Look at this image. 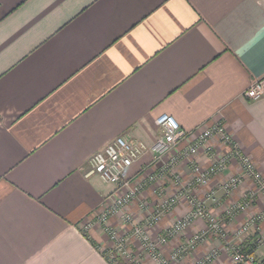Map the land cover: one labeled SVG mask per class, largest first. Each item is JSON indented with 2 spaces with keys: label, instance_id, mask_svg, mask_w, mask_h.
Wrapping results in <instances>:
<instances>
[{
  "label": "crops",
  "instance_id": "0c3cea01",
  "mask_svg": "<svg viewBox=\"0 0 264 264\" xmlns=\"http://www.w3.org/2000/svg\"><path fill=\"white\" fill-rule=\"evenodd\" d=\"M261 76L264 0H0V264H113L102 250L110 245L107 236L97 227L83 229L115 188L87 174L90 158L119 135L152 145L162 113L185 130L223 121L264 177V97L243 95ZM188 141L157 160L148 149L127 168L133 180L152 172L158 177L110 223L127 233L122 212L140 222L176 191L161 166ZM209 145L224 150L216 138ZM196 159L200 167L211 162L202 148ZM177 170L183 181L192 179L187 164ZM239 170L231 160L209 187ZM252 186L247 180L232 199ZM205 189L193 191L202 198ZM217 194L227 202L221 189ZM206 204L224 234L195 218L162 246L165 256L194 232L205 230L206 238L172 264H191L214 248L219 253L211 264H231L225 241L250 213L264 210L260 195L248 211L230 217L224 203ZM188 207L181 199L148 229L150 235ZM259 226L264 229V220ZM257 237L250 228L241 244L263 258Z\"/></svg>",
  "mask_w": 264,
  "mask_h": 264
},
{
  "label": "built area",
  "instance_id": "2783aa9c",
  "mask_svg": "<svg viewBox=\"0 0 264 264\" xmlns=\"http://www.w3.org/2000/svg\"><path fill=\"white\" fill-rule=\"evenodd\" d=\"M243 95L252 100L264 97V76L253 80L243 91ZM155 123L160 133L152 145H147L142 140H130L119 135L102 149L94 152L90 158V168L87 174L97 173L104 180L112 182L115 188L105 197V205L101 210L93 213L90 219L83 224V229L97 227L107 236L110 245L106 249V255L113 264L118 258L127 264H172V261L185 257L206 238L205 230L194 232L187 241L176 244L169 256H165L162 246L173 237L183 234L195 218H203L206 221L207 230L211 233L224 234L220 219L213 214L206 204L207 201L214 206L224 203L225 214L230 217L247 211L258 195L264 198V177L253 165L251 159L240 150L237 141L227 130L223 121L216 119L211 124L202 125L196 130H185L172 115L162 113L155 118ZM212 138H216L224 150L220 152L212 150L209 145ZM184 140L189 141L162 164L160 171V174L167 170L170 171L172 182L178 186L176 191L170 196H165L152 210H146L140 222L134 223L131 213L122 212L120 217L123 222H133L127 233L109 223L111 216L127 208L138 193L158 177V173L152 172L133 181L132 177L126 174L127 168L148 149L154 153V160H157ZM200 148L211 156L210 164L204 168L199 166L196 159V153ZM232 158L240 164V172L229 176L217 188H208L202 198L198 197L193 189L208 185L212 177L224 170ZM182 162L187 164L193 174L192 179L187 183L182 181L180 173L174 169L178 163ZM247 180L252 182L253 186L245 190L240 199L232 204L225 203L217 195V190L221 189L223 194L231 196L232 190L239 188ZM181 199L187 202L189 206L187 211L165 228L164 232L152 238L148 229L154 226L162 215L178 204ZM142 207H145L144 203ZM263 220L264 210L250 213L233 231L232 237L225 241L224 248L230 254L231 264H264V257L258 258L251 249L238 245L235 239L248 229L255 228L258 231L256 244H264V229L259 226ZM130 237L138 241L141 251H132L127 247ZM218 253L217 248L211 249L191 264H211ZM145 257L148 262H144Z\"/></svg>",
  "mask_w": 264,
  "mask_h": 264
},
{
  "label": "rangeland",
  "instance_id": "374dc122",
  "mask_svg": "<svg viewBox=\"0 0 264 264\" xmlns=\"http://www.w3.org/2000/svg\"><path fill=\"white\" fill-rule=\"evenodd\" d=\"M173 153H174V152H173ZM173 153H171V155H172ZM171 155H170V156H171ZM170 156H169V157H170ZM233 159L237 162V164L239 165V169H240L241 167H240V164L238 163V161H237L235 158H232L231 160H233ZM231 160L227 163L226 168H225L224 170H222L221 172H219L218 174H216V176H217V175H218V176H219V175H223V174L225 173V171H226V170L228 169V167H229V164H230ZM251 161H252V160H251ZM252 163H253V165L257 168V166L255 165V163H254L253 161H252ZM180 164H181V163H178V164L175 166L174 169H176V170H177V168L179 169V165H180ZM205 167H206V166H205ZM202 168H204V167H202ZM257 169H258V168H257ZM258 170H259V169H258ZM177 171H178V170H177ZM178 172H179V171H178ZM239 172H240V170H239ZM239 172H238V173H239ZM259 172L261 173L260 170H259ZM235 174H237V173H235ZM235 174H230V175H228L224 180H226L229 176H231V175H235ZM261 174H262V173H261ZM161 175H162V176H165V175H166V176H169V175H170V171H168V170H167V171H164ZM192 175H193V174H192ZM262 176H263V174H262ZM143 177H144V176H143ZM143 177H142V178H143ZM212 178H213V177H212ZM140 179H141V178H140ZM137 180H138V179H135V180H133V181H137ZM224 180H223V181H224ZM139 181H140V180H139ZM182 181H183V180H182ZM223 181H222V182H223ZM183 182H185V181H183ZM187 182H189V181H187ZM187 182H185V183H187ZM222 182H221V183H222ZM176 186H177V185H176ZM145 187H146V186H145ZM145 187H144V188H145ZM204 187H206V189H205V191H206V190H207L208 188H210L211 186L209 187V184H208V185H206V186H204ZM144 188L141 190V192L144 190ZM177 188H178V186H177ZM237 189H238V188H237ZM237 189L232 190V192L236 191ZM205 191H204V192H205ZM141 192H139L138 195H137L133 200H135L136 198H138V196H140ZM174 192H175V191H174ZM174 192H173V193H174ZM204 192H203V193H204ZM232 192H231V196H232ZM173 193H172V194H173ZM222 193H223V192H222ZM170 195H171V194L166 195V196H170ZM217 195H218V194H217ZM223 195L226 197L227 202H226L225 200H223V199H222V200H223L224 202H226L227 204H232V202H234V201L236 200V199H232L231 196H226L225 194H223ZM133 200H132V201H133ZM132 201L129 203V205L127 206V208L130 206V204L132 203ZM223 201H222V202H223ZM254 202H255V200L252 201V205H253ZM222 205H224V204H222ZM252 205H251V206H252ZM251 206H250V208H251ZM154 207H155V206H154ZM154 207H152L151 210H152ZM224 207H225V205H224ZM123 210H124V209H123ZM224 210H225V208H224ZM248 210H249V209H248ZM248 210H247V211H248ZM125 212H126V211H125ZM127 212L130 213L129 211H127ZM224 212H225V211H224ZM245 212H246V211H245ZM245 212H243V213H245ZM252 213H255V212H252ZM224 214H225V213H224ZM214 215H215V214H214ZM162 216H163V215H162ZM215 216H216V215H215ZM161 218H162V217H161ZM220 220H221V219H220ZM109 223H110V218H109ZM132 223H133V222H131V223H129V222H123V220H122V224L124 225V227H129V229H128L127 231L130 230V227H131V224H132ZM157 223H158V222H157ZM157 223H156V224H157ZM221 223H222V222H221ZM156 224H155V225H156ZM170 225H171V224H170ZM170 225H169V226H170ZM169 226H167V227H169ZM167 227H166V228H167ZM222 227L224 228L223 223H222ZM238 227H239V225H238L234 230H236ZM164 231H165V228H164L162 231H160L159 233H162V232H164ZM243 234H244V233H241L240 236H239L238 238H235V239L237 240V244H238V245H242V244H241V240H240V238H241V236H242ZM156 236H158V234H157ZM156 236H155V237H152V238H156ZM175 237H176V236H175ZM133 239L136 240L135 238H133ZM127 242H128V246H127V247H128L130 250L133 251L132 246H131V244H130V239H129V238H128V241H127ZM181 242H184V241H180V242H178L177 245L180 244ZM106 249H107V248L104 247V249H102V250H103V251L105 250V252H106ZM134 251H136V250H134ZM126 264H127V263H126Z\"/></svg>",
  "mask_w": 264,
  "mask_h": 264
},
{
  "label": "trees",
  "instance_id": "16d2710c",
  "mask_svg": "<svg viewBox=\"0 0 264 264\" xmlns=\"http://www.w3.org/2000/svg\"><path fill=\"white\" fill-rule=\"evenodd\" d=\"M115 264H126L121 258H118L116 260V263Z\"/></svg>",
  "mask_w": 264,
  "mask_h": 264
}]
</instances>
